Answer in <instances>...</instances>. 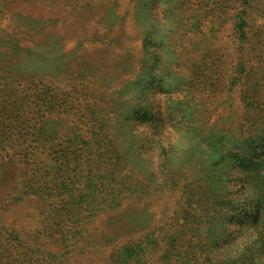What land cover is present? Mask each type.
Here are the masks:
<instances>
[{
  "label": "rangeland",
  "instance_id": "obj_1",
  "mask_svg": "<svg viewBox=\"0 0 264 264\" xmlns=\"http://www.w3.org/2000/svg\"><path fill=\"white\" fill-rule=\"evenodd\" d=\"M0 264H264V0H0Z\"/></svg>",
  "mask_w": 264,
  "mask_h": 264
},
{
  "label": "trees",
  "instance_id": "obj_2",
  "mask_svg": "<svg viewBox=\"0 0 264 264\" xmlns=\"http://www.w3.org/2000/svg\"><path fill=\"white\" fill-rule=\"evenodd\" d=\"M242 153H243V152H242ZM240 154H241V153H240ZM239 158H240V159H245L246 156H240ZM22 254L24 255V257L22 256V258L25 259V258H26V254H25L24 252H23ZM28 255H30V252H29V251H28ZM252 263H253V262H252ZM257 263H259V262H257Z\"/></svg>",
  "mask_w": 264,
  "mask_h": 264
}]
</instances>
